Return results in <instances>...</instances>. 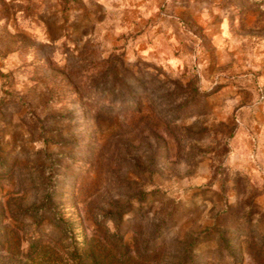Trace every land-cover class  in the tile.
I'll return each mask as SVG.
<instances>
[{"label": "rangeland", "instance_id": "1", "mask_svg": "<svg viewBox=\"0 0 264 264\" xmlns=\"http://www.w3.org/2000/svg\"><path fill=\"white\" fill-rule=\"evenodd\" d=\"M0 264H264V0H0Z\"/></svg>", "mask_w": 264, "mask_h": 264}]
</instances>
